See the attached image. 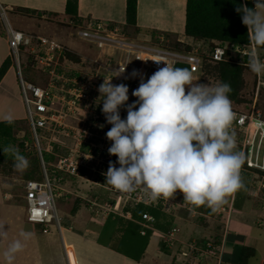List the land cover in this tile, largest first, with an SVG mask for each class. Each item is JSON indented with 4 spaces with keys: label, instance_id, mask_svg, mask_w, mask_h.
<instances>
[{
    "label": "built area",
    "instance_id": "built-area-1",
    "mask_svg": "<svg viewBox=\"0 0 264 264\" xmlns=\"http://www.w3.org/2000/svg\"><path fill=\"white\" fill-rule=\"evenodd\" d=\"M8 12L9 8L0 3V20L8 40L9 56L17 66L21 98L26 111L25 119L42 165L41 179L23 180V197L27 204L29 221L43 224L45 233L50 232L53 226L62 230L56 199L64 195L65 190L61 185L64 176L99 184V180L102 178L105 180L104 173L109 167V162L117 161L115 155L108 153L112 141L106 137L110 124L108 125L101 111L102 102L99 106L95 102L100 95L98 87L103 83L104 77L110 79L115 74L113 70L118 69L120 65H127L125 72L120 76H114L111 83H123L129 87L127 103L130 104L137 99L132 95V91L140 84L139 76L130 77L134 69L139 70L146 81L155 71L166 66V62L172 66L182 63L188 65L195 76L202 71L207 58L213 62L230 61L248 66V58L254 47L252 43L238 44L195 36L179 38L172 45L171 40L164 34L131 36L126 24L91 19L86 25L77 27L76 35L99 49L100 54L94 60L95 66L87 73L68 74L65 68L69 59L67 57L69 48L56 39L14 28ZM256 53L264 60L261 48H257ZM23 56L28 60L33 59L35 69L46 73L45 76L49 80L42 83L27 79L23 74ZM154 60L163 61L157 63ZM255 81L256 87L264 89L263 74H255ZM185 88L187 92V85ZM232 109L235 118L230 131L235 134L236 150L245 156L240 174L247 167L251 170L254 178L251 184L252 193L255 196H262L264 203V131L258 130L255 126L256 120H264V116L259 109L248 111ZM120 115L122 119L126 118V107L120 108ZM68 117L82 121V126L66 124L65 119ZM100 125L104 127L101 128ZM48 132L53 133L50 139L46 135ZM40 137L48 139L46 152L53 154L54 160H45ZM67 140H72L70 146H67ZM25 145L26 148L29 146L28 140H25ZM56 145L59 148L60 145H65L69 147V151L59 154L55 151ZM115 166L119 167V164L116 163ZM92 173L96 178L90 177ZM107 189L111 191L114 201L104 203L91 201V206L119 215H127L138 204L150 207H157L159 204L165 206L163 199L150 200L142 187H137L132 192L118 191L111 186ZM185 205L189 210L197 207L186 202ZM225 207L221 206L218 210L224 212ZM123 211L126 214H123ZM154 221L155 218L149 212L143 213L142 234L147 228L152 227ZM191 248L197 249L196 244H191ZM213 249L209 251L214 254L221 251L220 247Z\"/></svg>",
    "mask_w": 264,
    "mask_h": 264
},
{
    "label": "crops",
    "instance_id": "crops-1",
    "mask_svg": "<svg viewBox=\"0 0 264 264\" xmlns=\"http://www.w3.org/2000/svg\"><path fill=\"white\" fill-rule=\"evenodd\" d=\"M0 3L12 12L16 25L11 22L13 27L30 34L45 36L42 32L46 33L47 28L60 33L62 27L58 28V24L69 28L74 26V29L94 19L110 21L113 24H126L131 36L164 34L170 40L189 36L185 33L188 0H138L135 25L127 23V0H79L76 19L66 13L67 0H0ZM46 21L51 25L45 27ZM71 35L75 36L76 31L71 32ZM69 37H63L61 43L79 56V60H67L65 68L67 73L89 72L95 66L94 60L100 54L99 49L95 51L81 38L79 41ZM9 54L6 32L0 23V67L10 57ZM14 70L11 59V65L0 81V103H4L0 105V121H3L5 115H11L13 121L26 116L21 117L20 114V107L24 109V104L21 92L17 95L13 86L18 77ZM32 79L42 81L35 75ZM46 134L49 137L53 136L52 132ZM243 172L248 176L246 170ZM243 172L241 173L243 187L236 191L234 197L232 194L227 197L222 204L226 206L224 212L222 210L213 212L207 206H202L196 213L182 209L179 211L176 209L177 213H170L163 208L152 207L159 213V217L153 223L154 232L152 231L147 239L144 238L146 235L141 233L140 227L139 232L134 228V224L132 225V222L139 221L134 219L132 212L127 215L113 214L102 212L99 208L89 209L75 202L67 209L65 206L71 201L68 197L63 204V216L67 223L65 225L62 223L65 227L62 234L52 227L51 232L45 233L42 230L43 235H40L36 229L40 224L27 219L25 199L23 198L21 204L18 202V194L13 192L11 183L0 173V225H4L7 233L5 237H0V264H7L4 252L8 245L17 239L22 241L24 247L16 254L13 264H73L66 245L73 247L76 264H223L227 253L228 264H241L238 258L241 248L239 246L248 245L246 243L243 245L246 237L241 230L246 232L248 229L239 228V232L235 234L225 229L221 237L222 221L219 220L216 225L213 223L218 220V216L225 215L228 221L234 212L242 214L248 207V211L252 210L251 200L254 196L250 193L251 181L254 178L251 176V184L248 186V181L242 178ZM62 186L65 191L71 192L68 186ZM98 193L100 194L99 191ZM103 200L101 203L112 199ZM245 204L247 208H243ZM148 212L152 214L151 211ZM22 233L27 234V238L22 236ZM192 243L197 246L195 254L186 251ZM221 244L223 253L220 259L218 256L208 255L209 250ZM257 247L253 257L258 253ZM263 260L260 264H263Z\"/></svg>",
    "mask_w": 264,
    "mask_h": 264
},
{
    "label": "clouds",
    "instance_id": "clouds-1",
    "mask_svg": "<svg viewBox=\"0 0 264 264\" xmlns=\"http://www.w3.org/2000/svg\"><path fill=\"white\" fill-rule=\"evenodd\" d=\"M236 11L242 13V23L247 26L254 46L248 67L257 75L264 74V60L256 53L257 48L264 52V0H255L254 8L241 5ZM126 66L113 70L115 74L110 79L104 77L95 101L98 106L102 102L101 111L112 125L106 132L107 139L112 141L108 153L117 157L115 163L109 162L104 183L122 192L142 187L152 201L169 199L179 190L184 202L197 206L191 212L196 213L199 206L215 212L228 196L243 187L240 169L245 156L236 150L235 134L230 131L235 118L228 95L231 86L224 82L215 86L194 83L199 77L189 68L166 62L146 81L139 70L131 72V78L140 77V84L132 91L137 99L129 104V87L111 83L114 76L125 72ZM121 107L127 110L123 119ZM3 121L10 124L13 118L5 115ZM255 126L264 131V120H256ZM14 166L22 171L28 160L16 152ZM57 210L59 214L58 205ZM61 226V231L53 227L62 234V217ZM6 234L4 225H0V237ZM21 235L27 238V234ZM23 247L20 239L8 245L4 252L7 264H13ZM217 247L221 251L213 255L220 259L223 246L216 245L214 250ZM195 250L190 244L186 251Z\"/></svg>",
    "mask_w": 264,
    "mask_h": 264
},
{
    "label": "rangeland",
    "instance_id": "rangeland-1",
    "mask_svg": "<svg viewBox=\"0 0 264 264\" xmlns=\"http://www.w3.org/2000/svg\"><path fill=\"white\" fill-rule=\"evenodd\" d=\"M9 16L11 19V22L14 24V19H13V15L12 12L9 11ZM47 23L45 24V27L50 26L51 23H49V21H46ZM1 23V20H0ZM2 25V23H1ZM16 26V25H15ZM62 27V32H58L57 30H51L49 28H47L46 33H44V31L42 32L45 36L53 38L58 40L59 42H61L63 37H70L69 38H73L76 40L81 41V39L79 37L72 36L71 32H75L77 30V28L70 27L69 26H65V25H61L58 24V28ZM58 32V33H57ZM211 39V38H209ZM63 42V41H62ZM175 42H177V40H171V44L173 45ZM252 43V42H251ZM89 44V43H88ZM90 45V44H89ZM93 47V49L95 51L98 50L97 47H95L94 45H91ZM25 55V53H24ZM27 57L22 58V65H23V74L24 76L29 79L30 74L32 73L31 70H33V74L35 76H39L41 78V82L45 83L49 80V78L46 75V73L43 72H38L35 69V61L33 59H26ZM14 67H15V73L17 74V66L15 63H13ZM34 65V67L32 66ZM214 64H208L207 65V72L202 71L195 74V76L199 77L198 78V82L196 81V83L199 84H211L212 86H215L216 84L220 83L218 76H217V71H214ZM93 66V64H92ZM30 70V74H28ZM264 75V74H263ZM18 76V75H16ZM244 78H245V88L243 89V91L241 92V97L243 99H241V101H231V106L232 108L241 110V111H248V110H256L259 109L263 116H264V89L262 88H258L255 85V73L253 74V72L250 70H246L244 72ZM17 82H14L13 86L15 89V92L17 95L20 94V86H19V80L18 77L16 78ZM61 86V84H60ZM188 88V87H187ZM4 103H0V105H3ZM21 110V117H24L26 115V111H25V107L23 109V107H20ZM72 121V122H71ZM66 124L70 125V126H82V121L78 120V119H74L73 117H68L67 119H65ZM76 123V124H75ZM109 125V124H108ZM112 127V125H109V129ZM13 133L15 135V137L17 138V141L15 143H13L11 145V148H15L16 150H18L19 152H23L22 155L28 160V166L26 169L24 170H17L15 168V158H11V159H6L4 161V163H2L0 165V173L3 175V178L5 180H8L11 185L13 186V192L15 194H18L17 198L19 199V203L21 204L23 202V197H21V195L23 196V188H22V184H23V180L24 179H28L27 177H29V175H34L31 176V178H38L41 179L42 177V165L40 162V158L38 155V149L37 146L34 143V139H30V137H32L30 129H29V125L28 122L25 118L15 121L14 126H13ZM43 135V133H41ZM237 134V133H236ZM47 135V134H46ZM20 139H27L29 142V146L26 148L20 145ZM48 139H50V137L48 136ZM48 139H45L43 137H40V141L43 147V156L45 158L46 161H49L52 159V156L50 155L49 152H46V148L48 147ZM72 140H67L66 144H71ZM61 148L57 147L56 145V152H58L59 154H65L69 151V147L67 146H63L60 145ZM55 159V158H54ZM246 172H248V176L247 174H245V172H243V180L248 181V186L250 183V178L251 176H253V173L251 172V170L248 169ZM91 178H96L95 175H93V173L90 175ZM99 180V179H98ZM64 181H66V183H62V185L68 186L69 189L71 190V192L68 191H64V195L57 197L56 202L58 205V209H59V214L62 215L61 217H63L62 223L65 225L67 223L66 219H64L65 217L63 216V204L65 202V199H67V197L69 199H71L70 204H67L65 207L68 209H70L71 206H73V202L77 203H81V206H85L89 209H93L94 205L91 206V201H98V202H103L104 198L107 199H112L113 200V196L111 194V191H109L107 188L109 187V185H107L105 182V180L102 178V180H99V184H95V183H89L86 180L80 179L79 181H77L74 177L65 175L64 176ZM101 181V182H100ZM253 181V180H252ZM251 181V182H252ZM69 182V183H67ZM251 184V183H250ZM75 185V186H74ZM63 187V186H62ZM103 190V191H102ZM98 191L100 192V194L98 193ZM103 194H102V193ZM254 192V191H253ZM251 195V194H250ZM251 196H255V194L253 193V195ZM250 196V197H251ZM262 197V196H261ZM165 200V206H162V204H159L157 207L163 208L166 211H169L170 213L172 212H178L179 210H186V211H190L189 208L185 205V202L183 201V193L180 192L179 190H177V192L174 194L173 197L169 198V199H158V201L160 200ZM250 199V198H249ZM248 199V200H249ZM254 199V200H253ZM102 200V201H101ZM114 201V200H113ZM157 201V203H158ZM251 204L253 206V208H251L252 210L248 211L247 209L249 208L246 204L243 206V208H247L244 209V213L242 214H238V213H232V217L230 220V222L227 221L226 216L224 215V217L218 216V220L214 221V225H216L219 220L222 221V223L220 224L221 228L223 229L221 232V237L223 235V231L226 229L227 231H230L231 233L235 234L236 232H239V228L241 229H248V231H243V235L246 237V239L243 242V245L246 243L248 244L247 246H258V253L256 254V256H252L251 258H249V264H260L261 260L264 259V203L261 199H256L255 197L252 198L251 200ZM223 206V205H221ZM221 206L219 208H221ZM201 206L198 207V209H200ZM218 208V209H219ZM96 209V208H94ZM100 211L104 212L101 208H99ZM178 211H177V210ZM217 209V210H218ZM176 210V211H175ZM216 210V211H217ZM121 211V210H119ZM123 214H126V212L123 211ZM225 214V213H224ZM42 225L40 226H36L37 232L40 235L42 234ZM222 241H220L221 243ZM240 251L238 253V258H240L239 263L241 261V255H242V246H239ZM67 251L69 253L70 259L73 260V264L75 263V257H74V252H73V247L70 245H66ZM214 250V249H213ZM193 254H195L196 252H192ZM214 252L209 251L208 255L210 256H214L213 255ZM199 255V254H198ZM240 255V256H239ZM215 257V256H214ZM229 257L228 253L226 254V257L224 258L223 264H228L226 260V258ZM263 264H264V260H263Z\"/></svg>",
    "mask_w": 264,
    "mask_h": 264
},
{
    "label": "trees",
    "instance_id": "trees-1",
    "mask_svg": "<svg viewBox=\"0 0 264 264\" xmlns=\"http://www.w3.org/2000/svg\"><path fill=\"white\" fill-rule=\"evenodd\" d=\"M78 3L79 0H67L66 13L71 15L73 19L78 16ZM246 6L248 8L255 7V0H188L187 13H186V26L185 33L196 38H211L219 41L227 40L238 44H250V33L246 25L242 23V13L236 11L239 6ZM138 0H127V23L128 25H135L137 18ZM264 48V47H262ZM67 57L72 60H79V56L75 55L71 51H67ZM249 60V58H248ZM214 64V71H217L218 79L221 82L228 83L231 86V92L228 93L230 101H241V92L245 88L244 72L250 68L237 62L219 61L213 62L207 58L203 67V71L207 72V65ZM11 65V58H7L0 67V81L7 72ZM175 67H187L186 64H177ZM32 72V73H31ZM29 70V79L33 81V70ZM256 82V81H255ZM15 121L7 123L0 121V165L4 163L6 159L15 158L16 152H19L15 148H11V145L17 141L13 133V126ZM30 139H32L30 137ZM25 140L20 139V145L26 150ZM3 149L5 150L3 152ZM22 154L23 152H19ZM52 156L51 160H54L55 156ZM50 161V160H49ZM29 175L27 178H31ZM160 208V207H158ZM196 208V207H195ZM75 209V208H74ZM134 219L140 221L143 213L151 211L152 215L156 218L159 217V213L154 211L152 207L144 204H138L131 209ZM121 217V216H117ZM123 218V217H122ZM133 221V220H132ZM139 223V222H138ZM137 222H132L134 228L140 232L142 226ZM157 223V222H155ZM140 227V229H138ZM152 230L147 228L143 233L144 238L147 239L151 235ZM255 253V247L243 246L241 255V264H247L249 258Z\"/></svg>",
    "mask_w": 264,
    "mask_h": 264
},
{
    "label": "bare ground",
    "instance_id": "bare-ground-1",
    "mask_svg": "<svg viewBox=\"0 0 264 264\" xmlns=\"http://www.w3.org/2000/svg\"><path fill=\"white\" fill-rule=\"evenodd\" d=\"M198 82V81H197ZM194 83H196V81H194ZM188 87V86H187ZM140 224H141V220L140 221H138ZM154 223V222H153ZM141 226H142V229L144 228L143 227V225L141 224ZM149 229H151L153 232H154V230H155V228H154V225L152 224V227L151 228H149Z\"/></svg>",
    "mask_w": 264,
    "mask_h": 264
}]
</instances>
